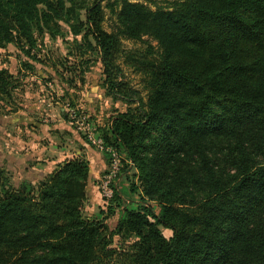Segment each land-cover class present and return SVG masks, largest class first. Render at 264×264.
Masks as SVG:
<instances>
[{"label": "trees", "instance_id": "trees-1", "mask_svg": "<svg viewBox=\"0 0 264 264\" xmlns=\"http://www.w3.org/2000/svg\"><path fill=\"white\" fill-rule=\"evenodd\" d=\"M102 1L0 0V48H33L36 32L64 36L61 23L81 35L80 49L100 58L108 95L129 106L101 138L129 161L118 176L135 170L130 187L140 204L124 208L113 230L112 209L86 218L90 165L82 156L38 184L5 183L0 264H264V0H174L155 10L115 0L112 32ZM144 37L157 43L133 58L146 101L118 64L123 40ZM16 87L0 69V103ZM115 237L136 241L118 250Z\"/></svg>", "mask_w": 264, "mask_h": 264}, {"label": "rangeland", "instance_id": "rangeland-1", "mask_svg": "<svg viewBox=\"0 0 264 264\" xmlns=\"http://www.w3.org/2000/svg\"><path fill=\"white\" fill-rule=\"evenodd\" d=\"M93 1L90 0L89 3ZM114 1L104 0L101 3L105 14L103 28L108 32H112L114 28L115 17L109 9V4ZM132 1L144 3L155 10L169 8L174 0ZM60 25L64 36L52 37L36 32L37 44L33 48L15 43L0 48V69H7L13 74L17 86L13 100L7 104L0 103V144L4 143L3 153L6 154L2 153L0 147V195L4 185L10 182L18 187L23 181H17L22 174V166L14 161L10 162V170L7 169L9 154L23 160L25 156L31 155L37 156L36 159L53 161V169L50 171L58 167L56 162L78 157V152L87 161H95L99 156L100 166L92 168L91 180H88L83 214L89 219H101L111 209L114 210L107 220L109 228L113 230L124 208L138 207L141 192H131V183L138 184V181L133 175L135 170L129 169L125 173L121 171L114 185L124 201L117 205L112 198L108 200L103 196L101 185L110 164L109 157L102 148L104 144L101 146L100 142H103L101 136L107 131L111 119L118 113L127 111L129 106L108 95L100 58L85 46L80 49L81 35L69 33L65 23ZM150 46L157 50V43L148 37H144L143 41L123 40V53L118 60L123 70L124 82L137 91L144 101L148 96L144 76L135 69L134 65L139 63L133 61V58L147 55ZM26 142L30 145L27 146ZM40 149L41 155H35ZM117 154L122 167L129 163L122 162L124 153ZM102 163L106 164L105 169ZM150 205L156 211L159 210L156 204ZM163 233L166 237L172 235L171 231L165 229ZM134 241V238L122 241L115 237L113 246L119 250Z\"/></svg>", "mask_w": 264, "mask_h": 264}, {"label": "crops", "instance_id": "crops-1", "mask_svg": "<svg viewBox=\"0 0 264 264\" xmlns=\"http://www.w3.org/2000/svg\"><path fill=\"white\" fill-rule=\"evenodd\" d=\"M29 141H31V140H29ZM25 144L27 146L30 145V143H27V142ZM3 145H4V143L0 144V147L2 149L1 150L2 153H3V147H4ZM40 153H41V149H40V151H37V153L35 155H41ZM3 154H5V153H3ZM80 155H82V154H80V152H78V156H80ZM7 157L10 158V161L7 165V169L10 170L9 166H11L10 164L14 161L16 163H18L19 166H22L21 167L22 174H20V179L17 180L18 182H20L21 180H23V181L28 180V181H31L33 184H36V182L41 181L42 179H44V177H46L48 174L53 172V171H50L51 169H53V167H52V164L54 163L53 161H49V160H45V159H41V158L36 159L35 157H37V156H31V155L25 156L26 158L24 160L21 157L16 158L17 156H13V154H9ZM29 160H30V162H27ZM88 161H90V160L88 159ZM95 161L92 160L89 162V164H90V176H91L92 168L93 167L98 168V166H100V163H101L100 157L99 156L96 157ZM57 163L59 164L60 162H56V164ZM102 167L105 169L106 164L102 163ZM90 176H89V181L91 180ZM89 189H90V186H89Z\"/></svg>", "mask_w": 264, "mask_h": 264}, {"label": "built area", "instance_id": "built-area-1", "mask_svg": "<svg viewBox=\"0 0 264 264\" xmlns=\"http://www.w3.org/2000/svg\"><path fill=\"white\" fill-rule=\"evenodd\" d=\"M100 145H103V142H100ZM102 148H104L102 146ZM105 149V148H104ZM105 151L110 156V165L107 170V173L104 176L101 188L103 190V196L108 200L113 197L114 189L113 186L115 185L119 172L122 168L120 157L117 154V151L112 148H106Z\"/></svg>", "mask_w": 264, "mask_h": 264}]
</instances>
